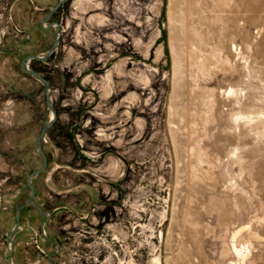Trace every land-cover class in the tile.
I'll return each mask as SVG.
<instances>
[{"label": "rangeland", "instance_id": "1", "mask_svg": "<svg viewBox=\"0 0 264 264\" xmlns=\"http://www.w3.org/2000/svg\"><path fill=\"white\" fill-rule=\"evenodd\" d=\"M26 2L0 0V264L53 119L22 60L55 28ZM66 14L37 62L74 140L46 135L41 211H21L12 264H263L264 0H75Z\"/></svg>", "mask_w": 264, "mask_h": 264}, {"label": "water", "instance_id": "2", "mask_svg": "<svg viewBox=\"0 0 264 264\" xmlns=\"http://www.w3.org/2000/svg\"><path fill=\"white\" fill-rule=\"evenodd\" d=\"M67 0H61L59 2V4L56 5V7L49 13V15L44 19V21L42 22V26L45 28V23L51 18V16L55 13V11L62 5L66 2ZM52 26H55L56 27V36H55V40L51 46V48L49 49V51L44 55V56H31V57H27L25 59L22 60V68H23V71L27 74H30L31 76L35 77L36 79H38L43 85H44V88H45V93H46V101H47V106H48V109L51 111L52 115H53V119L49 122V123H46L44 124V127L42 128V131L40 133V136H39V140H38V146H39V152L41 154V156L43 157V160H44V163H43V166L37 170V171H34L32 172L29 177L27 178V186L30 190V196H29V199L23 204L21 205L17 210H16V214H15V218H16V223H15V227H14V230L11 232L10 234V237L8 239V242H9V245H10V248H11V252H10V263L9 264H12V258H13V240L11 238V236L16 233L19 229V223H20V213L23 209H25L26 207L30 206V205H34L39 211H41V208L38 206L37 202H36V192H35V187H34V184H33V180L35 177H37L38 175H40L41 173L45 172L46 168H47V158L45 156V154L43 153V143L45 141V138H46V135H47V132L49 129H51L56 121H57V113L51 103V87L49 85V83L47 82V80L42 76L40 75L39 73L29 69V63L32 62L33 60H36V61H41V62H46L48 61L51 56L55 53L56 49H57V46L59 45V42H60V39H61V36H62V33H61V24L60 23H52L50 25V27ZM42 216H46V215H49L50 217L52 216L53 214V211L51 212H47V213H42ZM48 221V220H47ZM47 221L44 223V225L47 223ZM47 240L52 244L54 245L56 248H57V253L60 252V247L57 243L53 242L52 240H50L49 238H47Z\"/></svg>", "mask_w": 264, "mask_h": 264}, {"label": "flooded vegetation", "instance_id": "3", "mask_svg": "<svg viewBox=\"0 0 264 264\" xmlns=\"http://www.w3.org/2000/svg\"><path fill=\"white\" fill-rule=\"evenodd\" d=\"M28 3L27 4V15L30 16L32 18V20H34L35 22H38V19L40 18L41 23V27L44 28L42 26V22L44 21V19L49 15V13L56 7L57 4H59V2L61 0H56L55 1V4L52 8H45L43 6H38L39 4H42L43 3V0H26ZM53 1V0H52ZM75 0H67L64 4H62L56 11L55 13L51 16V18L46 22V23H49V26L48 27H45L44 29L46 30H49L51 28H55V34H56V27L55 26H52L50 27V25L52 23H60L61 24V32H63V25L67 22V14L66 12H70V9L72 8L73 6V2ZM35 2H37V6L35 5ZM36 6V7H35ZM67 7H68V10H67ZM66 14V15H65ZM42 16V17H41ZM45 23V24H46ZM56 36V35H55ZM62 37V36H61ZM59 46V45H58ZM57 46V47H58Z\"/></svg>", "mask_w": 264, "mask_h": 264}, {"label": "trees", "instance_id": "4", "mask_svg": "<svg viewBox=\"0 0 264 264\" xmlns=\"http://www.w3.org/2000/svg\"><path fill=\"white\" fill-rule=\"evenodd\" d=\"M46 64V63H45ZM37 65V66H36ZM41 62H35L33 61L31 64V69L39 74H41L49 83L50 86H52V79L49 78L44 71L38 67L41 66ZM47 136L49 137L50 141L53 143H56L58 138H61L65 143L72 144L71 142L74 140L71 134H69L67 131H65L62 127L58 128L57 121L55 125L47 132Z\"/></svg>", "mask_w": 264, "mask_h": 264}, {"label": "crops", "instance_id": "5", "mask_svg": "<svg viewBox=\"0 0 264 264\" xmlns=\"http://www.w3.org/2000/svg\"><path fill=\"white\" fill-rule=\"evenodd\" d=\"M63 27H64V25H63ZM63 30H64V28H63ZM58 72V71H57ZM59 76V75H58ZM60 83H61V85H65V84H67L68 82H69V78L68 77H66V79H63V76L62 77H60ZM67 80V81H66ZM54 81H55V79H52V87L54 88V87H56L55 86V84H54ZM79 119V117H78V115H77V120ZM60 127H62L65 131H67L69 134H71L72 135V137H73V134H72V131H73V129L72 128H70V126L69 125H67L66 127H65V125H61V126H59L58 125V128H60Z\"/></svg>", "mask_w": 264, "mask_h": 264}, {"label": "bare ground", "instance_id": "6", "mask_svg": "<svg viewBox=\"0 0 264 264\" xmlns=\"http://www.w3.org/2000/svg\"><path fill=\"white\" fill-rule=\"evenodd\" d=\"M258 177H263V174H262V175H260V174H259V176H258ZM263 178H264V177H263ZM262 191H264V188L262 189ZM263 264H264V263H263Z\"/></svg>", "mask_w": 264, "mask_h": 264}]
</instances>
